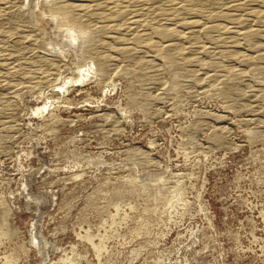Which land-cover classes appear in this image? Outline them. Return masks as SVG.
Segmentation results:
<instances>
[{"label": "rangeland", "instance_id": "374dc122", "mask_svg": "<svg viewBox=\"0 0 264 264\" xmlns=\"http://www.w3.org/2000/svg\"><path fill=\"white\" fill-rule=\"evenodd\" d=\"M0 264H264V0H0Z\"/></svg>", "mask_w": 264, "mask_h": 264}]
</instances>
